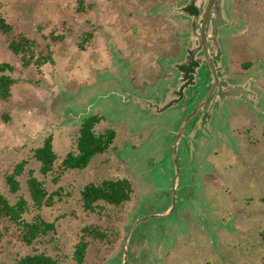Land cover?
I'll use <instances>...</instances> for the list:
<instances>
[{
    "label": "rangeland",
    "instance_id": "rangeland-1",
    "mask_svg": "<svg viewBox=\"0 0 264 264\" xmlns=\"http://www.w3.org/2000/svg\"><path fill=\"white\" fill-rule=\"evenodd\" d=\"M173 1L0 0V14L12 27L8 33L0 30V61L13 66L10 75L15 79L10 95L0 99V193L11 203L26 199V221L39 215L54 221L56 229L26 245L17 236L16 225L0 219V264H14L37 251L60 264H118L123 259L117 253L125 235L123 227L134 212H141L137 217L143 218L171 203L174 167L166 158H152L145 146L154 131L170 143L173 132L165 130L171 126L170 130L179 131L180 114L170 110L140 123L144 114L136 106L126 108L120 97L123 89L113 81L119 65L130 92L131 87L143 92L156 79L172 75L162 62L179 50L183 24L157 8ZM230 9L240 23L225 32L231 72L247 74L264 67V0H230ZM20 34L35 41L36 54H51L52 61L39 68L22 64L8 46ZM257 85L264 93V73ZM89 108L104 116L96 130L114 129V141L85 168L61 170L66 153L76 150L79 120L73 119ZM134 112L139 120L132 124L128 115ZM224 118L227 125H222ZM219 127L231 133L232 141L220 138L207 144L198 155L200 167L190 174L184 173L185 161H180L176 190L178 197L183 196L181 202L176 198L180 211L174 219L166 216L154 221L159 230L153 237L152 224V235L146 233L151 240L148 245L138 239L147 223L135 227L124 264H264V119L244 103L233 101L221 115ZM49 134L57 158L52 171L44 175L33 150ZM142 152L145 156L139 158ZM191 152L189 146L185 156L178 155L196 168ZM21 161L24 165L16 176L19 189L13 193L5 177ZM29 171L49 193L59 191L51 205H33ZM107 178H128L133 186L130 200L121 205L100 201L95 211L84 210L82 187ZM192 200L202 202L200 209L194 207V211ZM92 227L104 237H83V229ZM81 239L87 248L78 263L73 254Z\"/></svg>",
    "mask_w": 264,
    "mask_h": 264
},
{
    "label": "water",
    "instance_id": "water-1",
    "mask_svg": "<svg viewBox=\"0 0 264 264\" xmlns=\"http://www.w3.org/2000/svg\"><path fill=\"white\" fill-rule=\"evenodd\" d=\"M157 10L173 15L183 24L179 32L180 48L178 53L162 62L163 69L169 71L172 76L169 79L158 78L153 87L143 91H150L147 94H142V91L132 87V92H130L126 90V87L131 85L122 72V66L119 65L116 69L119 71H117L113 83H116L119 89H123L120 90V97L126 108L134 110V106H136L137 110L144 114L145 118H142L140 123H147L159 118L170 110L179 112V131L177 128L170 130L171 126L165 130V133L173 132L170 143L160 139V131H154L145 146V150L147 149L149 155L156 158L157 161H163L165 158L169 160L171 167H174L175 175L169 205L143 218L137 217L141 213L139 211H135V216L132 218L129 216L128 224L123 227L125 235L122 245L119 251L116 250L123 256V264L129 238L135 227L141 226L144 221L147 223L141 230L142 236L138 239L141 243L148 245L151 240L149 239L148 242L146 233L151 234L150 229L155 223L154 221L161 220L166 216L174 219V214L180 211L176 205L180 161H185L183 164L184 173L190 174L200 167L198 155L207 144H213L220 138L223 142L232 141L230 133L223 132L219 127L220 117L230 102H242L264 119V93L257 85L264 73V67L259 66L247 74H233L230 69L225 32L240 26L239 21L231 12L230 0H175L159 6ZM88 110L89 112L79 113L73 120L80 121L82 118L96 113L90 112V108ZM132 114L128 117L134 124L139 119L136 118L135 112ZM224 122L225 118L222 125ZM226 124L227 122H225ZM189 146L192 149L191 155H195L192 159H196L198 165L196 168L189 164V159L178 155L182 153L185 156ZM137 156L143 158L145 155L142 152ZM172 171L173 168L171 173ZM181 196L178 197L180 202L183 200V196ZM191 203L193 209L194 207L200 209L202 202L192 200ZM152 230L155 232L153 233V237H155L156 231L159 230L158 222L155 223ZM154 246L156 248L157 244L154 243ZM155 248H153V253Z\"/></svg>",
    "mask_w": 264,
    "mask_h": 264
},
{
    "label": "trees",
    "instance_id": "trees-1",
    "mask_svg": "<svg viewBox=\"0 0 264 264\" xmlns=\"http://www.w3.org/2000/svg\"><path fill=\"white\" fill-rule=\"evenodd\" d=\"M11 25L5 17L0 14V30L8 33ZM55 37V36H54ZM9 49L20 56L21 63L29 65L34 63L37 68L43 63L52 61L51 54H36V44L33 39L20 34L17 38L9 42ZM13 66L7 62L0 61V99H6L10 95L11 85L15 79L10 75ZM104 118L103 115L95 113L82 118L79 121L78 135L76 139V150L69 151L61 161V170L83 169L92 157L96 154L107 151L115 138V130L105 128L96 130V126ZM33 157L40 162V171L46 175L51 172L57 158L52 147V135L44 138L43 143L33 150ZM23 161L16 164L12 173L6 175V183L11 192L19 189V181L16 178L21 173ZM28 191L37 208L43 205H51L54 195H59V191L49 193L43 182L37 179L31 171L27 179ZM133 193V186L128 178H107L98 183H86L80 190L81 206L86 211H95L99 207V202L103 201L112 205H121L130 200ZM29 206L26 199L19 197L17 201L11 203L9 199L0 193V219L16 225L17 236L26 245H31L40 236L52 231L55 232V222L46 221L39 215L33 220L26 221L23 215L28 211ZM90 235L94 238L102 239L104 233L96 227L84 228L82 236ZM87 242L82 239L75 244L74 260L81 263L84 258ZM14 264H60L51 255L44 252H34L21 256Z\"/></svg>",
    "mask_w": 264,
    "mask_h": 264
},
{
    "label": "flooded vegetation",
    "instance_id": "flooded-vegetation-1",
    "mask_svg": "<svg viewBox=\"0 0 264 264\" xmlns=\"http://www.w3.org/2000/svg\"><path fill=\"white\" fill-rule=\"evenodd\" d=\"M173 57H174V56H173ZM164 71H165V70H164ZM165 72H166V71H165ZM171 76H172V75H171ZM171 76H170V77H171ZM170 77H169V78H170ZM164 78H165V79H169L168 77H164ZM156 80H157V79H156ZM227 122H228V120H227ZM226 125H227V124H226ZM150 133H151V132H150ZM229 133H230V132H229ZM230 135H231V133H230ZM148 136H150V134H149ZM231 136H232V135H231ZM145 142H146V141L140 143L138 146H140L141 144H143V143H145ZM138 146H137V147H138ZM124 261H125V260H124ZM122 262H123V260H120L118 264H123Z\"/></svg>",
    "mask_w": 264,
    "mask_h": 264
},
{
    "label": "crops",
    "instance_id": "crops-1",
    "mask_svg": "<svg viewBox=\"0 0 264 264\" xmlns=\"http://www.w3.org/2000/svg\"><path fill=\"white\" fill-rule=\"evenodd\" d=\"M177 53H178V51H177ZM177 53H176V54H177ZM176 54H175V55H176ZM156 81H157V80H156ZM156 81L152 84V86L156 83Z\"/></svg>",
    "mask_w": 264,
    "mask_h": 264
}]
</instances>
